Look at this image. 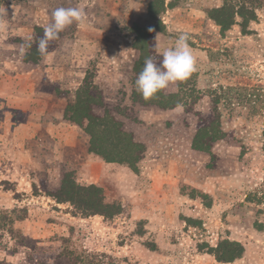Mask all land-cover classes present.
<instances>
[{
	"label": "rangeland",
	"instance_id": "1",
	"mask_svg": "<svg viewBox=\"0 0 264 264\" xmlns=\"http://www.w3.org/2000/svg\"><path fill=\"white\" fill-rule=\"evenodd\" d=\"M149 1L0 0L1 263L264 264V0L247 34L238 24L221 33L208 17L222 0H178L157 18ZM58 7H83L87 22L67 26L39 63L23 61L21 45ZM135 26L155 29L152 52L188 34L200 93L192 111L135 104L117 114L145 146L137 172L91 152L63 114L85 75L106 102L118 97L137 54ZM215 98L225 136L205 153L192 139ZM68 172L121 212L85 215L48 196ZM222 238L241 242L242 257L218 262L207 246Z\"/></svg>",
	"mask_w": 264,
	"mask_h": 264
},
{
	"label": "trees",
	"instance_id": "2",
	"mask_svg": "<svg viewBox=\"0 0 264 264\" xmlns=\"http://www.w3.org/2000/svg\"><path fill=\"white\" fill-rule=\"evenodd\" d=\"M177 1L169 0L166 4L165 0H150L147 6L150 18H157L166 7L176 6ZM258 2L259 0H222L220 5L208 8L206 13L219 27L221 33L230 29L232 25L238 24L240 31L247 34L249 23L256 20L255 8ZM159 24L160 32H164L165 26L161 19ZM135 27L133 48L137 50V54L132 61L129 73L125 76L126 80L120 81L118 97L113 99L112 103L106 102L103 91L93 82L92 77L85 75L84 80L74 92V98L64 108L63 114L69 122L83 127L88 136V147L91 152L104 161L124 164L137 172L145 146L131 131L124 128L117 114L125 116L135 104L154 105L161 109H171L182 105L186 111H192L193 104L199 99L200 93L195 86L194 71L184 81L177 82L175 92L160 90L153 97L145 99L136 90L135 80L144 66L145 59L153 57L160 60L162 57L160 52H152L150 49L151 32L147 30L150 26ZM43 35L44 27L33 28L31 39L25 42V46L31 43V47H26L23 61L35 64L41 61L43 56L37 51V43ZM59 38L60 34L57 39L49 42L47 53L55 49ZM218 101L217 98L213 99L212 117L196 128L192 146L198 151L210 153L213 144L225 136V132L220 127V116L216 108ZM201 121H203L202 117ZM34 189L36 190L35 187ZM46 194L57 202H68L75 210L85 215L97 214L112 218L119 214L122 208L121 203L106 200L101 187L95 184H80L74 180L70 172L63 175L60 186L56 190L47 191ZM201 197L205 201L208 195L202 193ZM255 226L258 230H262V225ZM207 250L218 262L229 263L242 257L244 246L237 240L222 238L215 246H207ZM0 264L5 263L0 262Z\"/></svg>",
	"mask_w": 264,
	"mask_h": 264
},
{
	"label": "clouds",
	"instance_id": "3",
	"mask_svg": "<svg viewBox=\"0 0 264 264\" xmlns=\"http://www.w3.org/2000/svg\"><path fill=\"white\" fill-rule=\"evenodd\" d=\"M74 22L83 25L87 22V13L83 7H58L51 13V22L44 28L43 37L39 38L37 51L40 55H47L49 42L58 38L67 26ZM149 32L155 31L149 27ZM31 39V38H29ZM187 33H181L176 38L174 45L166 47L160 52L162 59L156 60L148 57L144 66L139 72L136 80V90L145 98L153 97L157 92L187 79L195 71V58L188 43ZM26 47L30 48L31 43L21 45L20 54L24 55Z\"/></svg>",
	"mask_w": 264,
	"mask_h": 264
}]
</instances>
